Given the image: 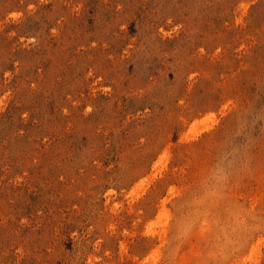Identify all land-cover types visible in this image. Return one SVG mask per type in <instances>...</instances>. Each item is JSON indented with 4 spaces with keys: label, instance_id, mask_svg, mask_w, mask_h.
Masks as SVG:
<instances>
[{
    "label": "rangeland",
    "instance_id": "obj_1",
    "mask_svg": "<svg viewBox=\"0 0 264 264\" xmlns=\"http://www.w3.org/2000/svg\"><path fill=\"white\" fill-rule=\"evenodd\" d=\"M0 264H264V0H0Z\"/></svg>",
    "mask_w": 264,
    "mask_h": 264
}]
</instances>
